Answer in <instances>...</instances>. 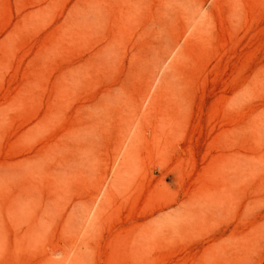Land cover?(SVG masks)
<instances>
[{
	"label": "rangeland",
	"instance_id": "rangeland-1",
	"mask_svg": "<svg viewBox=\"0 0 264 264\" xmlns=\"http://www.w3.org/2000/svg\"><path fill=\"white\" fill-rule=\"evenodd\" d=\"M0 264H264V0H0Z\"/></svg>",
	"mask_w": 264,
	"mask_h": 264
},
{
	"label": "bare ground",
	"instance_id": "bare-ground-1",
	"mask_svg": "<svg viewBox=\"0 0 264 264\" xmlns=\"http://www.w3.org/2000/svg\"><path fill=\"white\" fill-rule=\"evenodd\" d=\"M200 10H201V9H200ZM197 13H198V12H197ZM200 13H201V11H200ZM194 18H195V17H194ZM194 18H193V19H194Z\"/></svg>",
	"mask_w": 264,
	"mask_h": 264
}]
</instances>
